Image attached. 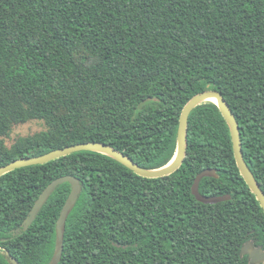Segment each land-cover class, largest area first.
I'll return each instance as SVG.
<instances>
[{"label":"trees","instance_id":"trees-1","mask_svg":"<svg viewBox=\"0 0 264 264\" xmlns=\"http://www.w3.org/2000/svg\"><path fill=\"white\" fill-rule=\"evenodd\" d=\"M206 89L227 101L264 192V0H0V167L87 141L161 167L182 107ZM34 119L46 128L5 145L13 125ZM207 168L217 177L202 178L199 191L230 199L196 200L191 186ZM68 174L82 191L58 264H249L242 245L264 249V212L212 101L191 111L183 163L169 175L143 177L95 151L1 175L0 264H9L5 251L20 264L48 263L69 183L18 228Z\"/></svg>","mask_w":264,"mask_h":264},{"label":"water","instance_id":"water-1","mask_svg":"<svg viewBox=\"0 0 264 264\" xmlns=\"http://www.w3.org/2000/svg\"><path fill=\"white\" fill-rule=\"evenodd\" d=\"M205 101L214 102L218 109L220 110L223 118L228 124L232 148L234 153V158L236 161V165L238 170L244 179L245 183L251 190V192L256 196L263 212H264V192L260 188L257 183L251 169L246 163L243 157V151L241 146V140L239 135V127L236 121V118L230 109L227 101L224 99L222 94L216 89H206L199 93L194 94L182 107L177 126L176 133V147L175 152L171 160L158 168H145L137 164L133 159H131L128 155L124 154L122 151L108 145L106 143L97 142V141H87L72 144L69 146H65L63 148H57L50 150L46 153L29 156L15 159L3 166L0 167V176L10 172L14 169L43 164L49 162L53 159H57L61 156L68 155L77 151H95L105 155L110 156L115 159L117 162L121 163L134 173L148 178H156L165 175H169L173 173L176 169L180 167L183 163L184 156L186 154L187 149V125L188 118L191 111L199 104ZM204 177H217L216 170L213 168H207L199 172L191 186V193L194 195L196 200L205 204H215L224 200L230 199L229 194L225 195H205L199 191V184L202 178ZM68 182L70 185V192L60 210L59 216L56 220L55 225V245L53 254L51 259L47 264H58L61 260L62 251H63V240H64V232L66 220L75 206L79 195L82 191V183L81 181L75 177L74 175H62L53 179L38 195L35 199L29 213L22 221L21 225L18 228L19 232L25 231L31 225V223L35 220L36 216L47 202L51 194L56 190V188ZM7 262L9 264H20L15 257H13L9 252H3ZM247 255V259L249 264H260L264 263V249L261 246H255L252 240H247L240 249V256Z\"/></svg>","mask_w":264,"mask_h":264},{"label":"rangeland","instance_id":"rangeland-1","mask_svg":"<svg viewBox=\"0 0 264 264\" xmlns=\"http://www.w3.org/2000/svg\"><path fill=\"white\" fill-rule=\"evenodd\" d=\"M46 126L42 120H29L25 123H19L12 126L7 136L3 137L6 146H10L18 137L31 135L40 130L45 129Z\"/></svg>","mask_w":264,"mask_h":264}]
</instances>
